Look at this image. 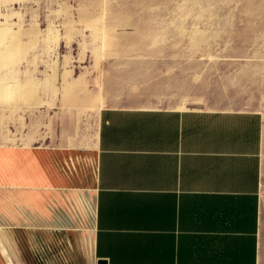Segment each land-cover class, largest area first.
<instances>
[{"label":"crops","instance_id":"crops-1","mask_svg":"<svg viewBox=\"0 0 264 264\" xmlns=\"http://www.w3.org/2000/svg\"><path fill=\"white\" fill-rule=\"evenodd\" d=\"M172 29L64 50L50 94L3 54L0 264H264V48Z\"/></svg>","mask_w":264,"mask_h":264},{"label":"rangeland","instance_id":"rangeland-1","mask_svg":"<svg viewBox=\"0 0 264 264\" xmlns=\"http://www.w3.org/2000/svg\"><path fill=\"white\" fill-rule=\"evenodd\" d=\"M183 26L240 50L264 48V0H0V60L7 53L17 83L50 94L64 50L106 48L137 32L151 47L154 36Z\"/></svg>","mask_w":264,"mask_h":264},{"label":"water","instance_id":"water-1","mask_svg":"<svg viewBox=\"0 0 264 264\" xmlns=\"http://www.w3.org/2000/svg\"><path fill=\"white\" fill-rule=\"evenodd\" d=\"M98 264H107V261H106V260H100V261L98 262Z\"/></svg>","mask_w":264,"mask_h":264}]
</instances>
